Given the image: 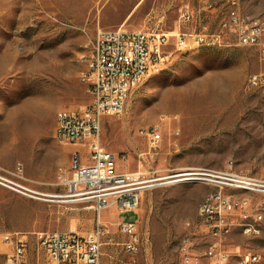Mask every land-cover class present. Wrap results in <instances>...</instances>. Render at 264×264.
I'll return each mask as SVG.
<instances>
[{"label":"rangeland","instance_id":"374dc122","mask_svg":"<svg viewBox=\"0 0 264 264\" xmlns=\"http://www.w3.org/2000/svg\"><path fill=\"white\" fill-rule=\"evenodd\" d=\"M182 2L0 0V165L22 162L32 187L65 194L58 174L69 170L75 147L54 138L56 114L89 104L83 56L98 30L173 32ZM242 9L264 17V0H242ZM218 19L209 20L216 26ZM263 70L259 49L232 38L223 46L175 51L133 89L122 114L105 117L103 146L125 157L118 161L122 170L140 171L150 181L136 215L117 207L102 210L101 222L113 238L103 246L102 264H183L185 255L193 264H209L205 251L213 237L199 209L219 190L237 203L229 215L231 231L222 239L231 254L226 264H237L247 251L264 264V191L231 187L224 179L236 173L264 181V90L248 85L249 75ZM152 129L162 136L156 147L149 144ZM76 147L85 150L84 144ZM204 171L214 176L180 175ZM180 178L187 179L172 182ZM242 199H248L246 207ZM256 210L261 232L246 234L242 224L253 221ZM97 218L90 201L29 198L0 186L1 262L17 242L4 241L8 233L26 236L30 264H50L38 233L86 235ZM135 218L143 245L132 255L123 249L126 236L118 223Z\"/></svg>","mask_w":264,"mask_h":264},{"label":"built area","instance_id":"2783aa9c","mask_svg":"<svg viewBox=\"0 0 264 264\" xmlns=\"http://www.w3.org/2000/svg\"><path fill=\"white\" fill-rule=\"evenodd\" d=\"M179 29L173 32L132 30L125 27L100 29L88 53L83 56L85 70L81 80L86 84L91 99L89 104L61 109L56 114L54 138L63 145H73L69 170L58 174L59 186L65 194L42 193L30 185L22 162L12 168L0 165V186L29 198H71L90 201L97 210L94 229L86 235L77 232L53 231L38 233L39 246L50 264H102L103 246L112 243L108 226L101 222L104 209L117 207L120 212L137 214L149 179L140 171L122 170L118 161L125 157L106 149L102 144V126L105 117L122 114L133 89L143 77L157 72L169 61L175 51H191L194 47L226 45L229 38L242 46L257 47L264 61V17L242 9V0H181ZM214 26L210 18L218 16ZM195 24V29L184 31L182 24ZM173 40V41H172ZM248 85L264 90V70L249 75ZM149 144L156 147L161 134L152 129L147 132ZM84 144L85 150L78 149ZM209 171L188 175L214 176ZM224 179L231 187L264 191V181L227 173ZM249 204L240 201L241 207ZM235 203L221 190L208 194L200 206L199 214L210 228L213 241L205 251L209 264H226L231 254L222 239L231 231L229 219ZM249 215L246 214V218ZM262 214L256 210L253 221L242 226L246 234H259ZM120 232L126 236L122 246L126 253L137 254L143 245L138 219H120ZM16 239L14 250L0 264H30L29 246L23 232L5 235L4 241ZM193 257L185 255L183 264H193ZM260 256L247 251L238 255L237 264H256Z\"/></svg>","mask_w":264,"mask_h":264},{"label":"bare ground","instance_id":"6f19581e","mask_svg":"<svg viewBox=\"0 0 264 264\" xmlns=\"http://www.w3.org/2000/svg\"><path fill=\"white\" fill-rule=\"evenodd\" d=\"M209 46H212V45H209ZM194 48H199V47H194ZM192 49H193V48H192ZM150 75H151V74H149V76H150ZM81 76H83V71H82V73H81ZM145 78H146V77H143V80H144ZM143 80H142V81H143ZM248 80H249V77H248ZM180 175H188V174L185 173V174H180ZM180 175H179V176H180ZM184 179H187V178H180V179H177V180H172V182H173V181H180V180H184Z\"/></svg>","mask_w":264,"mask_h":264},{"label":"crops","instance_id":"0c3cea01","mask_svg":"<svg viewBox=\"0 0 264 264\" xmlns=\"http://www.w3.org/2000/svg\"><path fill=\"white\" fill-rule=\"evenodd\" d=\"M260 229H261V227H260ZM18 232H20V231H16V232H12V233H8V234H6V235H13V234H16V233H18ZM261 232V231H260ZM260 234V233H259Z\"/></svg>","mask_w":264,"mask_h":264}]
</instances>
